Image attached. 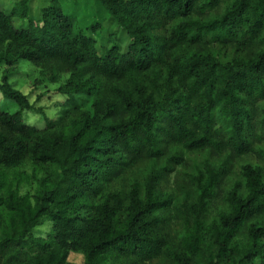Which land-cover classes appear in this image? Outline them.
<instances>
[{
	"label": "trees",
	"instance_id": "1",
	"mask_svg": "<svg viewBox=\"0 0 264 264\" xmlns=\"http://www.w3.org/2000/svg\"><path fill=\"white\" fill-rule=\"evenodd\" d=\"M96 1L125 51L59 0L0 11V264H264V0ZM20 61L66 97L57 119L8 82Z\"/></svg>",
	"mask_w": 264,
	"mask_h": 264
},
{
	"label": "rangeland",
	"instance_id": "2",
	"mask_svg": "<svg viewBox=\"0 0 264 264\" xmlns=\"http://www.w3.org/2000/svg\"><path fill=\"white\" fill-rule=\"evenodd\" d=\"M19 0H0V11L9 12L12 6ZM62 11L74 17V29L83 30L84 33L96 39V47L100 53H103L106 48H110L116 44L120 51L126 50L130 41L126 34L117 28L114 21L108 16L105 10L96 0H59ZM50 0H28L29 16L35 21L40 20L41 11L47 7ZM101 22L98 30L92 33L89 27L95 23ZM17 27H25L26 21L15 20ZM5 69L4 65L0 64V81ZM8 82L15 89L27 96L30 104L34 105L35 109H42L44 114L51 120L57 119L64 107H66V97L56 93V85L50 84H35V80L39 78V72L30 63L20 61L14 70H11L7 76ZM67 80V75H64L60 83L63 84ZM75 102L88 109L90 106V98L84 95H75ZM0 106L8 113H13L17 110L14 102L4 98L0 93ZM26 124L43 127L44 121L37 110L26 111L23 116ZM199 156L188 155L187 160L191 164L199 163ZM31 176L30 169L27 170ZM40 177V175H37ZM30 183L33 185L35 180L30 178ZM49 222L46 221L42 226L36 228L38 236H44L49 230ZM68 262L71 264H82L83 258L81 254L70 253Z\"/></svg>",
	"mask_w": 264,
	"mask_h": 264
}]
</instances>
